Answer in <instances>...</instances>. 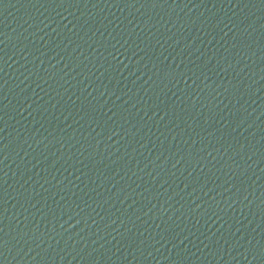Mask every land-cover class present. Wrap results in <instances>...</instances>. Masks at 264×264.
<instances>
[{
	"label": "water",
	"instance_id": "95a60500",
	"mask_svg": "<svg viewBox=\"0 0 264 264\" xmlns=\"http://www.w3.org/2000/svg\"><path fill=\"white\" fill-rule=\"evenodd\" d=\"M0 264H264V0H0Z\"/></svg>",
	"mask_w": 264,
	"mask_h": 264
}]
</instances>
